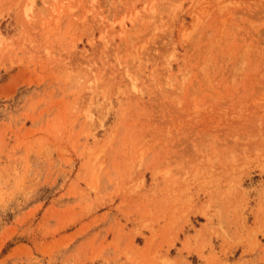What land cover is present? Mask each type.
<instances>
[{
	"label": "rangeland",
	"instance_id": "obj_1",
	"mask_svg": "<svg viewBox=\"0 0 264 264\" xmlns=\"http://www.w3.org/2000/svg\"><path fill=\"white\" fill-rule=\"evenodd\" d=\"M0 264H264V0H0Z\"/></svg>",
	"mask_w": 264,
	"mask_h": 264
}]
</instances>
